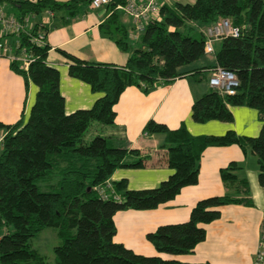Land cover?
Here are the masks:
<instances>
[{"label": "trees", "instance_id": "obj_1", "mask_svg": "<svg viewBox=\"0 0 264 264\" xmlns=\"http://www.w3.org/2000/svg\"><path fill=\"white\" fill-rule=\"evenodd\" d=\"M91 1L0 0V5L10 7L21 22L52 12L66 24L84 14ZM125 1L112 0L106 6L111 14L99 26L101 34L128 55L125 66L83 62L62 52L72 62L70 77L102 94L89 109L65 113L59 72L47 64L46 44L36 46L22 31L15 39L18 47L9 45L13 55L25 50L33 56L27 69L17 61L11 62L10 69L22 77L26 89L31 83L37 91L25 122L0 123V133H6L0 148V264H48L31 242L46 230L58 237L52 264H192L139 255L114 242L113 216L119 211L156 209L182 188L197 184L201 155L208 147L237 145L244 154L252 153L257 159L258 183L264 187V123L259 135L252 138L232 131L222 136H192L184 125L170 130L148 121L144 127L147 135L165 136L157 152L173 173L152 189L129 190L125 180L108 183L117 169L157 165L151 161L152 154L118 145L101 133L90 136L98 127L115 125L114 106L127 87L148 94L178 78L220 67L236 76V94L225 96L210 89L194 100L192 120L232 122L228 107L245 106L257 110L264 122V0L163 4L160 19L136 40L129 37V28L115 10ZM219 19L230 20L240 35L220 41L213 66L193 68L205 56L203 31ZM37 30L39 26L33 25L32 34ZM240 170L236 163L220 169L225 194L198 201L188 221L162 225L147 234L155 251L172 256L191 254L205 239L204 226L220 218L222 206H252L248 181L238 175Z\"/></svg>", "mask_w": 264, "mask_h": 264}, {"label": "crops", "instance_id": "obj_2", "mask_svg": "<svg viewBox=\"0 0 264 264\" xmlns=\"http://www.w3.org/2000/svg\"><path fill=\"white\" fill-rule=\"evenodd\" d=\"M162 1L163 4H193L196 0ZM0 8L6 15L13 16V10L7 5H0ZM117 12L120 22L129 28V37L136 40L139 35L135 37L131 20L123 13ZM110 14L111 11L107 7H89L84 14L66 24L61 22L60 16H53L52 12H44L30 20L32 26L37 24L46 30V45L49 47L47 64L59 72V91L64 98L66 114L91 108L102 94L93 93L88 84L70 77L68 68L72 62L62 52L83 62L117 67L126 65L128 55L104 37L99 29ZM15 39V36H5L3 41L14 48ZM215 43L214 52L220 41ZM11 52L10 55H13ZM11 62L8 54L0 57V123L5 126L13 125L19 120H27L37 91L31 83L25 88L22 77L10 69ZM195 63L193 68L213 66L214 55L205 54ZM202 74L207 75V80H203ZM209 76L207 71L191 74L178 78L171 84L156 87L148 94L133 86L122 92L114 106L115 125L98 127L90 136L101 133L114 139L118 145L152 154L151 161L157 165L140 169H117L108 181L110 185L125 180L129 190L152 189L173 173L166 165L162 153L157 152L163 145L165 136L147 135L144 127L148 121L163 124L170 130L184 125L192 136H222L229 131L238 136L252 138L259 135L264 122L260 120L257 110L245 106L228 107L233 117L232 122L211 120L196 123L192 120L191 109L194 100L211 89L208 85ZM230 163L241 167L238 175L247 179L253 205L222 206L220 218L204 226L205 239L191 254L172 256L157 253L146 240L147 234L162 225L188 221L190 212L198 201L224 195L226 190L219 172ZM113 221L116 227L114 242L123 244L139 255L178 259L192 264H253L260 241L264 238V187L258 183L257 159L252 153L244 154L237 145L208 147L201 155L197 184L182 188L172 200L156 209L119 211L113 216ZM31 242L32 247L46 258V262L52 264L53 248L58 242L57 234L46 230Z\"/></svg>", "mask_w": 264, "mask_h": 264}, {"label": "built area", "instance_id": "obj_3", "mask_svg": "<svg viewBox=\"0 0 264 264\" xmlns=\"http://www.w3.org/2000/svg\"><path fill=\"white\" fill-rule=\"evenodd\" d=\"M111 1L92 0L89 7L90 9H99L106 7ZM162 5V0H126L123 5H117L115 10L123 13L131 20L132 31L136 37L143 33L148 25L160 19L159 11ZM32 27L29 18H25L21 22L12 15H6L0 8V57L8 54L11 61L19 62L23 69H27L33 61V56L25 50H21L18 56L10 55V46L3 41V38L5 36L17 37L23 31L30 35L33 44L43 47L46 44V31L39 27V30L32 34ZM203 33L205 36L204 53L213 55V44L215 42L226 37H238L240 29L234 27L228 19H219L205 29ZM15 46L18 47L17 41ZM209 74L208 85L211 89L217 91L220 95L234 96L236 94L239 82L232 72L214 67L209 69ZM5 135V132L0 133V148ZM108 188L110 189L109 185ZM253 264H264V238L260 241Z\"/></svg>", "mask_w": 264, "mask_h": 264}, {"label": "rangeland", "instance_id": "obj_4", "mask_svg": "<svg viewBox=\"0 0 264 264\" xmlns=\"http://www.w3.org/2000/svg\"><path fill=\"white\" fill-rule=\"evenodd\" d=\"M12 13H13V12H12ZM214 44H216V43H214ZM211 55H212V54H211ZM210 57H211V56H210ZM195 64H196V63H194L193 66H196ZM202 76H203V80H207V75H206V74H202ZM88 135H90V134H88ZM88 135H87V136H88Z\"/></svg>", "mask_w": 264, "mask_h": 264}]
</instances>
